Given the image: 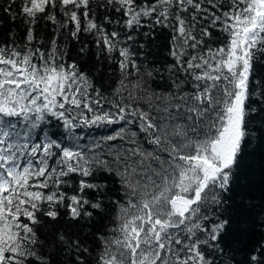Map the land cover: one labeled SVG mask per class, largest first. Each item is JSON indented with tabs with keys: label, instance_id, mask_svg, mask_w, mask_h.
<instances>
[{
	"label": "snow or ice",
	"instance_id": "snow-or-ice-1",
	"mask_svg": "<svg viewBox=\"0 0 264 264\" xmlns=\"http://www.w3.org/2000/svg\"><path fill=\"white\" fill-rule=\"evenodd\" d=\"M0 8L24 28L0 42V264H264V206L231 204L264 146V0Z\"/></svg>",
	"mask_w": 264,
	"mask_h": 264
},
{
	"label": "trees",
	"instance_id": "trees-1",
	"mask_svg": "<svg viewBox=\"0 0 264 264\" xmlns=\"http://www.w3.org/2000/svg\"><path fill=\"white\" fill-rule=\"evenodd\" d=\"M4 3L6 0H0V4ZM9 33H16L22 38L24 34L23 25L19 20L12 21L9 19L8 15L0 8V42H5ZM82 39L87 43L91 38L82 37ZM164 39V36H160L158 44ZM80 46L76 42H72L70 54L73 58L77 57V49ZM89 48L94 50V45H89ZM164 50L163 47L154 46L152 55L157 59H163ZM261 71H264V68ZM231 195L232 211L235 213L234 224L239 226L244 219H247L249 223L254 222V218L264 206V146L257 148L245 159L240 177ZM249 204L256 205V207L250 210ZM249 235L252 238H257L255 233H249Z\"/></svg>",
	"mask_w": 264,
	"mask_h": 264
}]
</instances>
